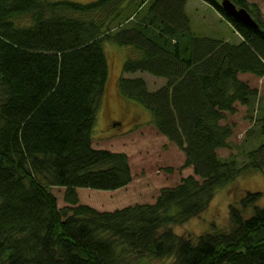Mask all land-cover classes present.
<instances>
[{
  "label": "trees",
  "instance_id": "obj_1",
  "mask_svg": "<svg viewBox=\"0 0 264 264\" xmlns=\"http://www.w3.org/2000/svg\"><path fill=\"white\" fill-rule=\"evenodd\" d=\"M185 1L0 0V264H264L260 192L240 199L242 210L252 208L247 217L229 206L228 231L192 241L171 229L199 216L240 176L264 173L263 140L243 164L217 153L233 134L227 116L257 97L239 74L264 76L259 8L230 0L257 22L253 29L220 0H203L239 35L230 43L195 37ZM106 43L129 50L122 73L165 79L149 91L143 79L121 77L119 92L149 112L151 125L183 153L180 169L192 173L162 187L153 203L99 211L80 203L76 189L132 181L126 153L93 146L109 77ZM52 187L65 189V206Z\"/></svg>",
  "mask_w": 264,
  "mask_h": 264
},
{
  "label": "rangeland",
  "instance_id": "obj_2",
  "mask_svg": "<svg viewBox=\"0 0 264 264\" xmlns=\"http://www.w3.org/2000/svg\"><path fill=\"white\" fill-rule=\"evenodd\" d=\"M55 1V0H52ZM87 3L93 0H72ZM260 11V21L264 24V0H249ZM132 9V8H130ZM184 13L189 20V30L195 37H209L230 43L240 41L232 26L203 0H186ZM109 63V77L103 103L93 128V146L124 152L128 156L132 170V181L116 190H94L77 188L79 202L99 211H112L127 205L153 203L162 187L176 185L181 177L192 173L191 167L180 169L184 163L183 153L150 123V114L141 106L124 99L119 92L121 77L141 78L149 91H155L165 84V79L143 72L122 73L121 65L129 53L127 47L114 44L104 45ZM239 79L256 88L257 97L252 108L236 104V112L228 115L224 123L233 126V134L226 148L219 149L218 155L226 159L235 157L240 164L246 162V152L255 148L264 136L260 134L264 116V76L245 73ZM171 168L172 171L166 169ZM64 188L52 187L59 208L66 205L63 200ZM246 192H260L257 205L264 206V173L244 174L224 188L217 190L206 209L197 217L185 223L171 226L173 232L196 241L198 236L208 231H228L229 206L236 205L244 217L252 208L243 209L240 199ZM136 264H172L171 259L136 261Z\"/></svg>",
  "mask_w": 264,
  "mask_h": 264
},
{
  "label": "water",
  "instance_id": "obj_3",
  "mask_svg": "<svg viewBox=\"0 0 264 264\" xmlns=\"http://www.w3.org/2000/svg\"><path fill=\"white\" fill-rule=\"evenodd\" d=\"M221 9L235 20L253 29L258 28L257 22L250 16L245 8L237 7L230 0H220Z\"/></svg>",
  "mask_w": 264,
  "mask_h": 264
},
{
  "label": "crops",
  "instance_id": "obj_4",
  "mask_svg": "<svg viewBox=\"0 0 264 264\" xmlns=\"http://www.w3.org/2000/svg\"><path fill=\"white\" fill-rule=\"evenodd\" d=\"M234 33H236L235 31H234ZM237 34V33H236ZM238 35V34H237ZM238 37H239V35H238ZM239 39H240V37H239Z\"/></svg>",
  "mask_w": 264,
  "mask_h": 264
}]
</instances>
